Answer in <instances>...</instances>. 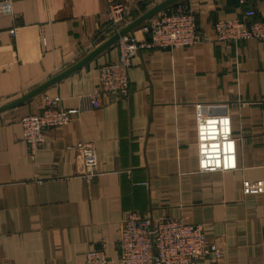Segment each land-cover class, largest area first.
I'll return each mask as SVG.
<instances>
[{"label":"crops","instance_id":"1","mask_svg":"<svg viewBox=\"0 0 264 264\" xmlns=\"http://www.w3.org/2000/svg\"><path fill=\"white\" fill-rule=\"evenodd\" d=\"M116 1L117 31L104 0H0V264H86L96 249L122 264L120 228L130 212L203 224L223 258L194 264H264V42L226 45L214 31L218 20L264 21V0H182L200 42L140 50L128 99L104 94L99 82L100 66L119 57L117 42L63 75L165 0ZM141 25L127 34L145 37ZM45 96L81 111L48 131L32 160L20 121L41 112ZM208 120L226 128H210L202 143ZM223 130L235 139L236 169L202 171V151L217 153ZM79 142L95 147L91 181L80 175Z\"/></svg>","mask_w":264,"mask_h":264},{"label":"built area","instance_id":"2","mask_svg":"<svg viewBox=\"0 0 264 264\" xmlns=\"http://www.w3.org/2000/svg\"><path fill=\"white\" fill-rule=\"evenodd\" d=\"M11 1V0H8ZM109 6V23L118 29L123 6L116 0H104ZM20 24L14 23L11 36L17 37ZM145 37L139 39L134 34H125L117 41L119 57L116 61L100 66L99 82L104 94L128 99L130 96L129 71L136 54L140 50L162 51L166 49L189 48L201 40L194 12L179 1L171 9L163 10L141 25ZM218 42L226 45L247 40L264 42V21L249 15L241 19L218 20L214 24ZM41 45H46L43 32ZM15 61L18 58L15 56ZM92 108L101 106L99 95L86 96ZM60 97L45 96V107L37 114L24 116L20 125L28 156L34 160L41 146L46 143V133L63 127L77 117L81 110L60 107ZM210 128L225 129L219 120H208L200 125L201 142L207 141ZM219 151H202L199 167L202 171L236 169L235 139L223 130L218 137ZM73 149L80 154L86 180H93L99 174L98 158L91 143L79 142ZM42 182V179H37ZM203 224H190L183 219L165 218L153 223L148 217L137 212L128 213L122 221L118 247L122 264H194L201 259L221 260L224 251L218 244L207 240ZM86 264H108L104 250L96 249L87 253Z\"/></svg>","mask_w":264,"mask_h":264},{"label":"water","instance_id":"3","mask_svg":"<svg viewBox=\"0 0 264 264\" xmlns=\"http://www.w3.org/2000/svg\"><path fill=\"white\" fill-rule=\"evenodd\" d=\"M182 1V0H165L163 2H161L160 4L156 5L154 8L150 9L147 13H145L144 15H142L140 18H138L136 21H134L128 28H126L125 30L120 31L119 33H117L112 39H110L108 42H106L104 45H102L100 48H98L97 50H95L92 54H90L87 58H85L82 62H80L79 64H77L76 66H74L73 68H71L68 72H66L63 75L69 74L72 71L82 67L83 65H85V63H87L90 59H92L93 57H95L96 55H98L100 52H102L103 50L107 49L108 47H110L112 44H114L115 42L118 41V39L131 32L135 27L141 25L142 23H144L145 21H147L149 18H151L152 16L156 15L157 13L163 11L164 9L174 5L175 3ZM59 79V78H58ZM44 87L40 88L39 90H36L35 92L29 94L28 96H25L22 98L21 101H25L27 99H29L30 97L34 96L35 94H37L38 92H40Z\"/></svg>","mask_w":264,"mask_h":264}]
</instances>
